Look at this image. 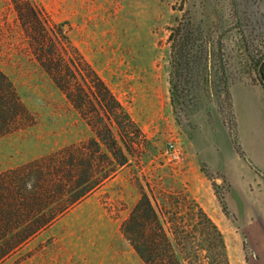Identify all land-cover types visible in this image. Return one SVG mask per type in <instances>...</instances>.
Listing matches in <instances>:
<instances>
[{"label": "rangeland", "instance_id": "374dc122", "mask_svg": "<svg viewBox=\"0 0 264 264\" xmlns=\"http://www.w3.org/2000/svg\"><path fill=\"white\" fill-rule=\"evenodd\" d=\"M18 1L41 10L42 21L31 20L26 33L12 1L0 0V71L25 110L20 129L0 136V173L97 138L106 116L86 64L140 134L113 125L117 140L124 134L134 142L127 163L0 264H144L123 235L142 194L165 230L185 233L187 248L211 239L212 264H220V248L194 203L220 231L227 264H264V89L250 62L264 54V0ZM187 18L207 30L216 68L233 84L228 101L223 93L187 96L179 115L169 36ZM38 41L45 56L53 54L70 98L41 68ZM169 143L179 152L175 161L166 155ZM189 248L183 264H195Z\"/></svg>", "mask_w": 264, "mask_h": 264}, {"label": "trees", "instance_id": "16d2710c", "mask_svg": "<svg viewBox=\"0 0 264 264\" xmlns=\"http://www.w3.org/2000/svg\"><path fill=\"white\" fill-rule=\"evenodd\" d=\"M11 1L26 33L29 32L33 21L34 23L42 21L41 10L29 7L28 3ZM32 9L35 11L31 16L29 11H33ZM169 40L171 42L169 85L171 104L175 113L186 114L187 96L194 97L195 94L199 95V92L207 98H210L211 92L213 96L216 93H223L228 101L229 88L233 83L216 68L220 58L214 55L209 33L203 25L191 18L183 19L171 29ZM38 43L41 47L38 54L41 68L70 98L68 90L58 82L61 71L58 65L52 66L53 54L45 56L42 43L39 41ZM250 62L259 84L264 89V54L256 59L252 58ZM86 67L94 77L95 88L100 95L99 110L106 116V120L100 119L98 127L101 129L95 130L96 139H91L71 152L62 150L49 158L0 173V262L50 226L111 177L117 168L127 163L128 157L124 152H130L134 142L126 140L124 134L117 140L111 131L113 125L122 132L125 123L134 128L136 135L140 134L135 123L120 103L113 99L103 81L88 64ZM77 108L80 110L82 106L77 105ZM24 116L25 110L13 84L0 71V136L20 129L19 122ZM101 131H106L105 138L100 136ZM219 202L226 213L224 202L220 199ZM194 207L200 224L207 225L214 233V240L218 242L220 248V264H227L220 231L199 205L194 203ZM173 227L169 230L163 228L150 198L147 194H142L123 224V235L144 264H183L182 253L189 247L195 264H212L211 239L207 240L208 245L188 244L187 248L188 237L183 231ZM161 245L164 248H161ZM199 251L202 255L203 251L207 252L206 256L203 255L202 261L199 260Z\"/></svg>", "mask_w": 264, "mask_h": 264}, {"label": "built area", "instance_id": "2783aa9c", "mask_svg": "<svg viewBox=\"0 0 264 264\" xmlns=\"http://www.w3.org/2000/svg\"><path fill=\"white\" fill-rule=\"evenodd\" d=\"M169 161H175L179 158V152L173 143H169L166 150Z\"/></svg>", "mask_w": 264, "mask_h": 264}, {"label": "crops", "instance_id": "0c3cea01", "mask_svg": "<svg viewBox=\"0 0 264 264\" xmlns=\"http://www.w3.org/2000/svg\"><path fill=\"white\" fill-rule=\"evenodd\" d=\"M213 173H215V172H213ZM225 199H227V194H226V196H225ZM227 201V200H226ZM202 206V205H201ZM213 206V208H211V214H213V215H216L217 214V209L216 208H214L215 206L214 205H212ZM227 206H228V209L230 210V211H232L231 210V208H230V206L228 205V202H227ZM219 210V209H218Z\"/></svg>", "mask_w": 264, "mask_h": 264}, {"label": "water", "instance_id": "95a60500", "mask_svg": "<svg viewBox=\"0 0 264 264\" xmlns=\"http://www.w3.org/2000/svg\"><path fill=\"white\" fill-rule=\"evenodd\" d=\"M199 260L202 261L203 260V255H202V252L199 251Z\"/></svg>", "mask_w": 264, "mask_h": 264}]
</instances>
